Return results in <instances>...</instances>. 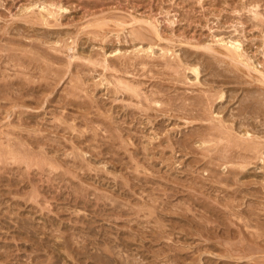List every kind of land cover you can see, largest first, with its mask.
<instances>
[{
	"label": "rangeland",
	"instance_id": "1",
	"mask_svg": "<svg viewBox=\"0 0 264 264\" xmlns=\"http://www.w3.org/2000/svg\"><path fill=\"white\" fill-rule=\"evenodd\" d=\"M262 71L264 0H0V264H264Z\"/></svg>",
	"mask_w": 264,
	"mask_h": 264
},
{
	"label": "bare ground",
	"instance_id": "2",
	"mask_svg": "<svg viewBox=\"0 0 264 264\" xmlns=\"http://www.w3.org/2000/svg\"><path fill=\"white\" fill-rule=\"evenodd\" d=\"M250 3H251V2H250ZM49 5H50V4H49ZM245 5H246V4H245ZM32 6H34V5H31V7H32ZM35 6H36V4H35ZM40 6H41V5H40ZM47 6H48V5H46V6L44 5L42 8H41V7H40V8H41L44 12H47V13L49 14V16H50V15H54V14L56 13V11H55V10L53 11V10L51 9V7H54V5H50L49 8H48ZM28 7H29V6H28ZM37 8H38V7H37ZM55 8H57L58 10H59V9H60V10L62 9L61 7H55ZM26 9H27V8H26ZM41 9H40V10H41ZM27 10H28V9H27ZM24 11H25V10H24ZM38 11H39V10H38ZM62 11H63V10H62ZM39 12H41V11H39ZM58 13H59V12H58ZM27 14H29V13H27ZM27 14H24V15H27ZM38 14H40V13H38ZM56 14H57V13H56ZM56 14H55V15H56ZM33 16H36V15L33 14ZM37 16H38V15H37ZM58 16H59V14H58ZM22 17H23V15H22ZM44 17H45V16H44ZM47 17H48V16H47ZM50 17H51V16H50ZM24 18H26V17H24ZM27 18H28V17H27ZM29 18H30V17H29ZM38 18H40V17H38ZM255 18H256V17H255ZM32 19H35V18H32ZM40 19H41V18H40ZM43 19H44V20H48V19H45V18H43ZM43 19H42V20H43ZM109 20H110V19H109ZM114 20H115V19H114ZM135 20H136V19H135ZM30 21H31V18H30ZM140 22H141V21H140ZM146 22H147V21H146ZM35 23H36V22H35ZM54 23H55V22H54ZM98 23H99V22H97V24H98ZM118 23H119V22H118ZM137 23H138V22H137ZM32 24H33V23H32ZM44 24H45V23H44ZM47 24H48V22H47ZM95 24H96V23H95ZM148 24H149V22H148ZM42 25H43V24H42ZM45 25H46V24H45ZM48 25H49V24H48ZM53 25H54V24H53ZM56 25H57V24H56ZM64 25H65V24H64ZM149 25H150V24H149ZM151 25H152V24H151ZM88 26H89V25H88ZM123 26H124V25H123ZM129 26H130V25H129ZM132 26H133V25H132ZM99 27H100V25H99ZM153 27H155V26H152V28H153ZM152 28H151V30H152ZM155 31H156V30H155ZM130 32H131V31H130ZM137 32H138V30H137ZM146 32H147V31H146ZM131 33H132V32H131ZM152 33H153V32H152ZM154 33H155V32H154ZM154 33H153V34H154ZM100 34H101V33H100ZM139 34H140V33H138V35H137V33H135V36H136V35L139 36ZM143 34H144V33L141 32V35H143ZM157 34H159V33H157ZM132 35H133V34H132ZM141 35H140V36H141ZM115 36H116V34H115ZM135 36H134V37H135ZM140 36H139L138 38L143 37V36H141V37H140ZM144 36H146V34H144ZM213 36H214V35H213ZM215 36H216V35H215ZM217 36H218V35H217ZM235 37H236V36H235ZM238 37H239V36H238ZM135 38H136V37H135ZM135 38H134V40H135ZM138 38H137L136 40H138ZM144 38H145V37H144ZM144 38H143V40H144ZM147 38H148V37H147ZM147 38H146V39H147ZM184 38H185V37H184ZM213 38H214V37H213ZM217 38H218V37H217ZM220 38H221V37H220ZM222 38H223V36H222ZM68 39H69V38H68ZM141 39H142V38H141ZM188 39H189V38H188ZM223 39H224V38H223ZM225 39H227V38H225ZM214 40H215V38H214ZM103 41H104V40H103ZM212 41H213V40H212ZM218 41H219V40H218ZM222 41H223V40H222ZM225 41H226V40H225ZM227 41H228V40H227ZM230 41H231V42H227V43H226L227 45L225 44V45H226V49H227V51H229L228 53L231 52V53H232V54H231L232 56H233V55H236L235 57H237V56L240 57V55H239L240 51H239V50H240V48H241L242 46H241V44H240L239 42H241V41H239V42H238V40H230ZM215 42H216V41H215ZM211 43H212V42H211ZM213 43H214V42H213ZM216 43H217V42H216ZM221 43H222V42H221ZM229 43H230V48L228 47V44H229ZM241 43H242V42H241ZM141 44H142V43H141ZM223 44H224V42H223ZM66 45H67V44H66ZM189 45H190V44H189ZM212 45H213V44H212ZM215 45H217V44H215ZM215 45H214V46H215ZM218 45H220L219 42H218ZM221 45H222V44H221ZM43 46H44V45H43ZM47 46H48V45H47ZM151 46H152V45H151ZM240 46H241V47H240ZM41 47H42V46H41ZM191 47H193V45H191ZM36 48H37V47H36ZM54 48H55V47H54ZM67 48H68V47H67ZM154 48H155V47H154ZM194 48H195V47H194ZM196 48H197V47H196ZM198 48H199V47H198ZM203 48H206V47H203ZM210 48H211V47H210ZM210 48H209V50H212V48H211V49H210ZM224 48H225V46H224ZM57 49H59V48H57ZM61 49H62V48H61ZM163 49H164V48H163ZM207 49H208V47H207ZM226 49H225V50H226ZM241 49H242V48H241ZM69 50H70V49H69ZM143 50H144V49H143ZM151 50H153L152 47H151ZM151 50H150V52H151ZM214 50H215V49H213V51H214ZM148 51H149V50H148ZM213 51H211V52H213ZM238 51H239V53H238ZM54 52H55V51H54ZM58 52H59V51H58ZM62 52H63V51H62ZM143 52H144V51H143ZM163 52H164V50H163ZM214 52H216V51H214ZM220 52H221V51H220ZM100 53H101V52H100ZM137 53H138V52H137ZM216 53H218V52H216ZM241 53H242V52H241ZM92 54H93V53H92ZM216 55H217V54H216ZM219 55H223V54H219ZM241 55H242L241 57L244 58L243 55H245V53H244V54H241ZM99 56H100V55H99ZM168 56H169V54H168ZM223 56L225 57V55H223ZM227 56H229V55L226 54V58H227ZM232 56H231V57H232ZM49 57H50V56H49ZM68 57H69V56H68ZM154 57H155V56H154ZM220 57H221V56H220ZM235 57L233 56L232 58H235ZM239 57H238V58H239ZM241 57H240V58H241ZM221 58H223V57H221ZM228 58H229V57H228ZM101 59H102V58H101ZM143 59H144V58H143ZM160 59H161V58H160ZM164 59H165V58H164ZM245 59H246V58H245ZM82 60H83V59H82ZM96 60H97V59H96ZM134 60H135V59H134ZM141 60H142V59H141ZM240 60H242V59H240ZM240 60H239V61H240ZM247 60H249V59H247ZM247 60H246V62H247ZM98 61H99V60H98ZM231 61H232V60H231ZM235 61H236V60H235ZM237 61H238V59H237ZM250 61H251V60H250ZM134 62H135V61H134ZM138 62H140V61H138ZM168 62H169V61H168ZM232 62H233V61H232ZM240 62H241V61H240ZM21 63H22V62H21ZM48 63H49V62H48ZM91 63H92V62H91ZM91 63H90V65H92ZM101 63H102V62H101ZM140 63H141V62H140ZM230 63H231V62H230ZM234 63H235V62H234ZM242 63H244V60H242ZM49 64H50V63H49ZM82 64H83V63H82ZM95 64H96V63H95ZM237 64H238V63H236V65H237ZM239 64H240V63H239ZM83 65H84V64H83ZM97 65H98V64H97ZM97 65H96V66H97ZM137 65H138V64H137ZM144 65H145V64H144ZM167 65H168V64H167ZM243 65L247 66L246 63L243 64ZM250 65H251V64H250ZM80 66H81V65H80ZM85 66H86V65H85ZM102 66H103V65H102ZM105 66H106V65H105ZM141 66H142V65H141ZM168 66H169V65H168ZM245 66H244V67H245ZM248 66H249V65H248ZM252 66H253V65H252ZM18 67H19V66H18ZM107 67H108V66H107ZM237 67H238V66H237ZM250 67H251V66H250ZM20 68H21V67H20ZM26 68H27V67H26ZM86 68H87V67H86ZM93 68H95V67H93ZM141 68H142V67H141ZM187 68H188V67H187ZM245 68H246V67H245ZM29 69H30V68H29ZM48 69H49V68H48ZM61 69H62V68H61ZM65 69H67V68H65ZM89 69H91V68H89ZM104 69H105V68H104ZM126 69H127V68H126ZM126 69H125V70H126ZM190 69H191L190 71L193 72V73L195 74L196 78L198 79V76H199V74H200L199 68L196 67V66H192ZM237 69H239V68H237ZM246 69L248 70V68H246ZM254 69H255V68H254ZM257 69H258V68H257ZM27 70H28V69H27ZM46 70H47V69H46ZM67 70L69 71V68H68ZM77 70H78V69H77ZM77 70H76V71H77ZM79 70H80V69H79ZM106 70H107V69H106ZM106 70H105V71H106ZM184 70H185V69H184ZM251 70H253V69H251ZM251 70H250V71H251ZM23 71H24V70H23ZM28 71H29V70H28ZM61 71H62V70H61ZM81 71H82V70H81ZM87 71H89V70H87ZM112 71H113V70H112ZM187 71H188V70H187ZM238 71H239V70H238ZM118 72H119V71H118ZM257 72H258V71H257ZM262 72H263V71H262ZM119 73H120V72H119ZM124 73H125V72H124ZM40 74H41V73H40ZM125 74H126V73H125ZM258 74H259V73H258ZM263 74H264V72H263ZM244 75H245V74H244ZM46 76H47V75H46ZM59 76H60V75H59ZM62 76H63V75H62ZM251 76H252V75H251ZM263 76H264V75H263ZM43 77H44V76H43ZM24 78H25V77H24ZM45 78H46V77H45ZM45 78H44V79H45ZM47 78H48V77H47ZM61 78H62V77H61ZM196 78H195V79H196ZM248 78H249V77H248ZM262 78H263V77H262ZM26 79H27V77H26ZM251 79H252V78H251ZM263 79H264V78H263ZM46 80H47V79H46ZM46 80H45V81H46ZM110 80H111V79H110ZM7 81H8V80H7ZM10 81H11V80H10ZM258 81H259V80H258ZM8 82H9V81H8ZM8 82H7V83H8ZM118 82H119V85L123 88V93H124V90H125V92H128V93L130 92L132 95H136V96L140 93V92L138 93L139 88L137 87L138 90L135 88V86H134L135 84L133 85V84H130L129 82L126 83L127 81H120V80H119ZM260 82H261V84H263V83H262L263 81H259V83H260ZM252 83H253V82H252ZM2 84H3V82H2ZM5 84H6V82H5ZM138 84H139V83H138ZM22 85H23V84H22ZM263 85H264V84H263ZM56 86H57V85H56ZM56 86H54V87H56ZM113 86H114V85H113ZM113 86H112V87H113ZM8 87H9V85H8ZM116 87H117V86H116ZM4 88H5V87H4ZM27 88H28V87H27ZM5 89H6V88H5ZM23 89H24V88H23ZM27 90H28V89H27ZM75 90H76V89H75ZM49 91H50V90H49ZM121 91H122V90H121ZM141 91H142V90H141ZM110 92H111V91H110ZM119 92H120V91H119ZM261 92H262V91H261ZM22 93H23V92H22ZM141 93H142V92H141ZM259 93H260V92H259ZM113 94H114V93H113ZM223 94H224V93L221 92V94H219V95L217 96V99H219V98L222 99V98H223ZM256 94H257V93H256ZM260 94H261V93H260ZM3 95H4V94H3ZM19 95H20V94H19ZM19 95H18V96H19ZM21 95H22V94H21ZM21 95H20V96H21ZM146 95H147V94H146ZM175 95H176V94H175ZM15 96H16V95H15ZM138 96H139V95H138ZM138 96H137V98H138ZM169 96H170V95H169ZM206 96H207V95H206ZM206 96H205V97H206ZM5 97H7V96L5 95ZM43 97H44V95H43ZM130 97H131V96H130ZM134 97H135V96H134ZM139 97H141V96H139ZM142 97H143V96H142ZM145 97H146V96H145ZM209 97H210V96H209ZM212 97H213V96H212ZM3 98H4V97H3ZM9 98H10V97H9ZM19 98H20V97H19ZM22 98H23V97H22ZM39 98H40V97H39ZM175 98H176V97H175ZM198 98H199V97H197V99H198ZM213 98H214V97H213ZM152 99H153V98H152ZM11 100H12V99H11ZM176 100H177V99H176ZM209 100H210V99H209ZM212 100L215 101V99H212ZM212 100H210V101H212ZM25 101H27V100H25ZM25 101H24V102H25ZM44 101H45V100H44ZM150 101H151V99H150ZM203 101H204V100H203ZM206 101H207V100H206ZM214 101H212V102H213V103H216V102H214ZM219 101H220V100H219ZM221 101H222V100H221ZM14 102H15V101H14ZM35 102H36V101H35ZM48 102H50V101H48ZM174 102H175V101H174ZM22 103H23V102H22ZM155 103H156V102H155ZM158 103H159V102H158ZM187 103H189V102H187ZM195 103L198 104V102H195ZM201 103H202V102H201ZM206 103L208 104L209 101L206 102ZM213 103H212V104L209 103V104H211L212 107H213ZM253 103H254V102H253ZM167 104H168V103H167ZM167 104H166V106H167ZM178 104L180 105L181 103H178ZM199 104H200V103H199ZM172 105H173V104H172ZM188 105H189V104H187V106H188ZM194 105H196V104H194ZM214 105H215V104H214ZM220 105H221V104H220ZM220 105H219V106H220ZM181 106H182V105H181ZM183 106H184V105H183ZM189 106H190V105H189ZM189 106H188V107H189ZM206 106H207V107H206L207 109H208V108L210 109V107H208V105H206ZM222 106H224V105H222ZM91 107H92V106H91ZM167 107H168V106H167ZM192 107H193V106H192ZM192 107H189V108H191V110H194V108L192 109ZM197 107L199 108V106H196V108H197ZM214 107H215V106H214ZM246 107H247V106H246ZM17 108H18V107H17ZM156 108H157V107H156ZM175 108H176V107H175ZM182 108H184V107H182ZM200 108H203V106L200 107ZM206 108H205V110H206ZM218 108H219V107H218ZM223 108H224V107H223ZM243 108H244V107H243ZM249 108H250V107H249ZM1 109H2V108H1ZM15 109H16V108H14L13 110H15ZM97 109H98V107H97ZM180 109H181V108H180ZM184 109L186 110V108H184ZM211 109H212V108H211ZM23 110H24V109H23ZM26 110H27V109H26ZM172 110H173V109H172ZM172 110H171V111H172ZM177 110H178V109H177ZM185 110H184V111H185ZM198 110H199V109H197V111H198ZM214 110H215V109H214ZM216 110H218V109H216ZM225 110H226V109H225ZM243 110H244V109H243ZM10 111H11V110H10ZM10 111H9V112H10ZM96 111H97V110H96ZM98 111H99V110H98ZM174 111H175V109H174ZM189 111H190V110H189ZM218 111H219V110H218ZM223 111H224V110H223ZM226 111H227V110H226ZM228 111H229V110H228ZM240 111H241V110H240ZM245 111H246V110H245ZM18 112H19V111H18ZM180 112H181V111H180ZM194 112H195V110L193 111V113H194ZM199 112H200V111H199ZM202 112H203V111H202ZM209 112H211V110H209ZM10 113H13V112H10ZM15 113H16V112H15ZM21 113H22V112H21ZM177 113H178V112H177ZM189 113H190V112H189ZM193 113H191V114H193ZM203 113H204V112H203ZM206 113H208V111H207ZM206 113L203 114V116L206 115ZM245 113H246V112H245ZM249 113H250V112H249ZM253 113H254V112H253ZM8 114H9V113H8ZM22 114H23V113H22ZM101 114H102V113H101ZM178 114H179V113H178ZM197 114H199V113H197ZM210 114H212V113H210ZM210 114H209V116H211ZM222 114H223V113H222ZM19 115H20V114H19ZM183 115H186V116H187L188 113H187V114H184V113H183ZM201 115H202V114H201ZM201 115H199V116H201ZM241 115H242V114H241ZM7 116H8V115H7ZM194 116H195V115H194ZM196 116H197V115H196ZM203 116H202V117H203ZM223 116H224V115H223ZM243 116H244V115H243ZM243 116H242V117H243ZM17 117H18V116H17ZM154 117H155V116H154ZM187 117H189V116H187ZM239 117H241V116L239 115ZM21 118H22V117H21ZM98 118H99V117H98ZM189 118H191V117H189ZM195 118H196V117H195ZM212 118H213V116H212ZM215 118H216V117H215ZM219 118H220V117H219ZM221 118H222V117H221ZM221 118H220V120H221ZM230 118H231V117H230ZM244 118H245V117H244ZM246 118H247V117H246ZM24 119H25V118H24ZM191 119H192V118H191ZM206 119H207V118H205V120H206ZM208 119H209V118H208ZM216 119H217V118H216ZM216 119H215V120H216ZM247 119H248V118H247ZM7 120H8V119H7ZM12 120H13V119H12ZM28 120H29V119H28ZM209 120H211V118H210ZM234 120H235V119H234ZM243 120H246V119H241V121H243ZM19 121H20V120H19ZM21 121H22V120H21ZM203 121H204V119H203ZM223 121L225 122V120H223ZM223 121H221V125L224 123ZM241 121H240V122H241ZM22 122H24V121H22ZM213 122H214V121H212V123H213ZM222 122H223V123H222ZM233 122H234V121H233ZM12 123H13V121H12ZM25 123H26V122H25ZM27 123H28V122H27ZM27 123H26V124H27ZM190 123H192V122H190ZM218 123H219V122H216V125H215V123L213 124V125H215V126H213V129H214V127H215V129H216V126L218 125ZM225 123H226V122H225ZM234 123H235V122H234ZM234 123H232V124H234ZM20 124H21V123H20ZM26 124H25V125H26ZM210 124H211V121H210ZM240 124H241V123H239V126L242 125V124H241V125H240ZM22 125H23V124H22ZM67 125H68V124H67ZM104 125H105V124H104ZM107 125H108V123H107ZM107 125H105V126H107ZM204 125H205V124H204ZM211 125H212V124H211ZM211 125H210V126H211ZM223 125H224V124H223ZM243 125H244V124H243ZM243 125H242V126H243ZM245 125H246V124H245ZM245 125H244V126H245ZM36 126H37V125H36ZM117 126H118V125H117ZM194 126H195V125H194ZM198 126H199V125H198ZM198 126H196V127H198ZM218 126H219V125H218ZM218 126H217L218 129H222V127L219 128L220 126H219V127H218ZM225 126H226V125H225ZM230 126H231V125H230ZM233 126H234V125H233ZM59 127H60V126H59ZM63 127H64V126H63ZM65 127H66V126H65ZM107 127H108V126H107ZM228 127H229V125H228ZM11 128H12V127H11ZM209 128H210V127H209ZM232 128H233V127H232ZM232 128H231V131H232ZM238 128H239V127H237V129H238ZM107 129H108V128H107ZM193 129H194V128H193ZM198 129H199V128H198ZM198 129L196 128V130H198ZM204 129H205V128H204ZM218 129L216 130L217 132H218ZM223 129H224V127H223ZM223 129L221 130V136L219 135L220 138L217 137V136H213V135H212V136H211V135H208V136H210V137H212V138L208 137L207 135H206V136L203 135L202 138H201L202 141H200L201 143H203V145L200 146V147H206V146H204V144H206V143H207V144H208V143H214L213 145H216V148H219V144H220V143H218V142H219L220 140H225V141H226V146H225V147H228L229 149L238 148V149H240V151H244V152L246 153V154H245L246 156H245L244 154H243V155H242V154L239 155V152H240V151H239V152L237 153V157H238V155H239L238 158H240V156H241V157L244 156L243 158H247V159L249 158V160H250L251 155H250V157H248V156H249V155L247 156L248 153H253V155H255V154H256V153H255L256 151H257V152L261 151L260 149H261L262 147L260 148V146H262V145H260V142H257L256 140H253V139H254L253 137H252L253 139L250 138V137L252 136V134L249 135V132H250V131L246 133V134H248V137H249V138L247 137V135H245L247 138H245L244 136H243V138H242V137H240V135H238V134H237L238 136H237V135H236V136H235V135L233 136V132H234V130H233V132H231V133H232V134H231V133H230V130H229V132H228V131H224L225 129H224V130H223ZM55 130H56V129H55ZM64 130H65V129H64ZM196 130H195V131H196ZM226 130H228V129H226ZM14 131H15V130H14ZM27 131H28V130H27ZM112 131H113V128H112ZM114 131H115V130H114ZM116 131H117V130H116ZM192 131H193V130H192ZM201 131H202V130H201ZM203 131H204V130H203ZM211 131H212V130H210V132H211ZM214 131H215V130H214ZM35 132H36V131H35ZM197 132H198V131H197ZM197 132H196V136H198V135H197ZM208 132H209V131H208ZM210 132H209V133H210ZM254 132H255V131H254ZM256 132H257V131H256ZM2 133H4V132H2ZM9 133H10V131H9ZM12 133H13V132H12ZM25 133H26V132H25ZM206 133H207V132H206ZM235 133H236V132H235ZM251 133H252V132H251ZM259 133H260V132H259ZM4 134H5V133H4ZM28 134H29V133H28ZM30 134H31V133H30ZM119 134H120V133H119ZM119 134H118V135H119ZM204 134H205V133H204ZM207 134H208V133H207ZM213 134H214V133H213ZM217 134H218V133H217ZM217 134H214V135H217ZM6 135H8V134L6 133ZM8 136H10V135H8ZM11 136H12V135H11ZM13 136H14V135H13ZM199 136H200V135H199ZM40 137H43V136L41 135ZM112 137H114V135H113ZM112 137H111V138H112ZM118 137H119V136H118ZM116 138H117V137H116ZM198 138H199V137H198ZM6 139H7V138H6ZM21 139H22V138H21ZM25 139H26V138H25ZM25 139H24V140H25ZM30 139H32V138L30 137ZM47 139H48V138H47ZM196 139H197V138H196ZM36 140H37V138H36ZM56 140H57V139H56ZM77 140H78V139H77ZM192 140H193V139H192ZM10 141H11V140H10ZM26 141H27V140H26ZM32 141H33V139L30 140L31 143H32ZM45 141H46V140H45ZM194 141H195V139H194ZM194 141H193V142H194ZM198 141H199V140H198ZM8 142H9V141H8ZM22 142H23L22 144H26L24 141H22ZM28 142H29V141H27V143H28ZM35 142H36V141H35ZM60 142H61V141H60ZM177 142H178V141H177ZM263 142H264V141H263ZM12 143H13V142H12ZM187 143H188V142H187ZM187 143H186V144H187ZM194 143H195V142H194ZM261 143H262V142H261ZM10 144H11V143H10ZM37 144H39V143L37 142ZM50 144H52V143H50ZM192 144H193V143H192ZM192 144H190V146H191ZM195 144L197 145L198 143H195ZM195 144H194V145H195ZM230 144H231V145H230ZM7 145H9V143H8ZM11 145H12V144H11ZM33 145H34V144H33ZM9 146H10V145H9ZM12 146H13V145H12ZM17 146H18V145H17ZM24 146H26V145H24ZM44 146H45V145H44ZM177 146H178V145H177ZM172 147H174V146H172ZM179 147H180V146H179ZM197 147H198V146H197ZM225 147H224L223 149H225ZM6 148H7V147H6ZM10 148H11V146H10ZM46 148H48V147H46ZM184 148H185V147H184ZM184 148H183V149L181 148V149L184 150ZM213 148H214V147H213ZM216 148H215V149H216ZM228 148H227V149H228ZM11 149H12V148H11ZM11 149H10V151H9V148L7 149V150L9 151V153H7V157H8V155H11V157H12L13 160H18V157H17V156L20 155L21 152H19V154L16 156L17 153L14 154V153L16 152V151H14L15 149H14V148H13L12 150H11ZM40 149H41V148H40ZM43 149H44V148H43ZM61 149H62V148H61ZM172 149H173V148H172ZM191 149H192V148H191ZM193 149H194V148H193ZM201 149H202V148H201ZM215 149H213V150L215 151ZM223 149H222V150H223ZM238 149H237V150H238ZM7 150H6V151H7ZM188 150H189V149H188ZM209 150L213 151L212 148L209 149L208 146L202 150V151H204V153H206L205 156L208 155V152H209V153L211 152V151H209ZM222 150H221V151H222ZM2 151H3V150H2ZM25 151H26V150H25ZM61 151H62V150H61ZM22 152H23V151H22ZM41 152H43V150H41ZM186 152H187V151H186ZM191 152H192V151H191ZM194 152H195V151H194ZM215 152H216V151H215ZM227 152L230 153V150L227 151ZM200 153H201V152H200ZM224 153H225V152H224ZM228 153H225V154H223V155L225 156V155L228 154ZM231 153H232V152H231ZM231 153H230V154H231ZM28 154H30V152H29ZM210 154H212V153H210ZM230 154H229V155H230ZM257 154H259V153H257ZM257 154H256V157H258ZM261 154H262V153H261ZM3 155H4V154H3ZM3 155H2V156H3ZM26 155H27V153H26ZM32 155H33V154H32ZM32 155H31V156H32ZM35 155H36V154H35ZM35 155H34V157H35ZM37 155H38V154H37ZM74 155H76V154H73V156H74ZM235 155H236V154H235ZM253 155H252V157H253ZM259 155H260V154H259ZM0 156H1V155H0ZM2 156H1V159H2V158H5V156H3V157H2ZM24 156H25V155H23V157H24ZM31 156H30V157H31ZM38 156H39V155H38ZM205 156H204V157H205ZM233 156H234V155H233ZM233 156H231V155H230V156H227V157H226L227 159L224 160V161H222V164H220V166L222 167V166H224L225 164H228L229 162H232V161H233L232 159H235V157L233 158ZM7 157H6V158H7ZM21 157H22V156H21ZM26 157H27V156H25V158H26ZM32 157H33V156H32ZM34 157H33V160H30V161H29V162H30V163H29V164H30V167H31V166H34V165L38 166V165H39V162H42V159H39L40 161H35V160H34ZM41 157H42V156H41ZM77 157H78V156H77ZM230 157H231V158H230ZM237 157H236V158H237ZM252 157H251V158H252ZM205 158H206V157H205ZM207 158H208V157H207ZM238 158H237V159H238ZM253 158H255V157H253ZM259 158H260V157H259ZM262 158H263V157H262ZM1 159H0V160H1ZM29 159H30V158H29V156H28V160H29ZM215 159H216V158H215ZM256 159H257V158H256ZM19 160H20V159H19ZM19 160H18V161H19ZM22 160H23V158H22ZM26 160H27V159H26ZM28 160H27V161H28ZM210 160L212 161V158H211ZM216 160H217V159H216ZM220 160H221V159H220ZM222 160H223V159H222ZM240 160H241V159H240ZM249 160H248V161H249ZM18 161H17V162H18ZM20 161H21V160H20ZM213 161H214V159H213ZM213 161L211 162L210 165H212ZM217 161H219V160H217ZM241 161H242V160H241ZM244 161H245V160H244ZM244 161H243V162H244ZM1 162H3V161H1ZM4 162H5V161H4ZM207 162H208V161H207ZM219 162H220V161H219ZM219 162H218V164H219ZM250 162H251V161H250ZM216 163H217V162H216ZM16 164H17V163H16ZM218 164H216V165L219 166ZM26 165H27V164H26ZM20 166H21V165H20ZM207 166H208V165H207ZM214 166H215V164H214ZM38 167H40V166H38ZM205 167H206V166H205ZM229 167H230V166H229ZM207 168H208V167H207ZM214 168H215V167H214ZM218 168H219V167H218ZM208 169H210V168H208ZM208 169H207V170H208ZM7 170H8V169H7ZM9 170H10V169H9ZM29 170H30V169H29ZM215 171H216V170H215ZM215 171H213V169H212V170H211L212 174L217 173L219 170H218L217 172H215ZM227 171L230 173L229 175H232V176H233V173H236L235 170H233V169H232V170H229V169H228ZM214 172H215V173H214ZM231 173H232V174H231ZM237 173H238V172H237ZM240 174H241V173H240ZM242 174H243V173H242ZM226 175H228V174H226ZM234 176H235V175H234ZM236 176L238 177V174H237ZM239 176H240V175H239ZM238 178H239V177H238ZM220 179H221V177H220ZM225 179H226V178H225ZM234 180H235V179H234ZM236 180H237V179H236ZM221 181H222V180H221ZM190 183H191V182H190ZM192 183H193V182H192ZM192 183H191V185H192ZM219 183H220V182H219ZM193 184L196 185L195 183H193ZM192 186H193V185H192ZM196 186H197V185H196ZM202 186H203V185H202ZM203 187H206V186H203ZM238 189H239V188H238ZM182 190H183V189H182ZM237 192H241V191H240V190H236L235 193H237ZM201 193H202V192H201ZM230 196H231V195H230ZM227 197H228V196H227ZM161 204H162V203H161ZM167 204H168V203H167ZM158 205H159V204H158ZM230 205H231V204H230ZM230 205H229V206H230ZM232 205H233V204H232ZM153 206H154V205H153ZM161 207H162V206H161ZM207 207H208V206H207ZM212 207H213V206H212ZM231 207H232V206H231ZM221 208H222V207H221ZM251 208H252V205H251ZM157 209H158V208H157ZM185 209H186V208H185ZM209 209H210V208H209ZM213 209H214V208H213ZM215 210H218V209H215ZM236 210H237V209H236ZM250 210H252V209H250ZM151 211H152V210H151ZM161 211H162V210H161ZM212 211H214V210H212ZM214 212H215V211H214ZM224 212H225V211H224ZM224 212H223V213H224ZM170 213H171V212H170ZM229 213H230V212H229ZM254 213H255L254 211H253V212H250V215L252 216ZM219 214H221V213H219ZM234 214H235V213H234ZM222 215H225V214H222ZM231 215H232V214H231ZM260 215H261V214H260ZM154 216H155V215H154ZM225 216H226V215H225ZM235 216H236V215H235ZM239 217H242V216H239ZM258 217H259V216H258ZM261 217H262V216H261ZM153 219H154V218H153ZM237 219H238V218H237ZM241 219H242V218H241ZM147 223H149V222H147ZM150 224H151V223H150ZM198 224H200V223H198ZM201 224H202V223H201ZM206 224H207V223H206ZM228 224H229V223H228ZM228 224H227V225H228ZM202 225H203V224H202ZM227 225H226V226H227ZM162 226H164V225H162ZM226 226H225V227H226ZM219 227H220V226H219ZM223 227H224V226H223ZM160 228H161V227H160ZM162 229H163V228H162ZM164 229H165V228H164ZM200 229H201V228H200ZM204 229H205V228H204ZM206 229H207V227H206ZM225 229H226V228H225ZM228 229H229V228H228ZM201 230H202V229H201ZM205 231L208 232L209 230L207 229V230H205ZM257 233H258V232H257ZM251 234H252V233H251ZM253 234H254V233H253ZM259 234H260V233H259ZM156 235H157V234H156ZM254 235H255V234H254ZM254 235H253V236H254ZM158 236H159V235H158ZM257 237H258V236H257ZM259 237H260V235H259ZM153 238H154V237H153ZM160 238H161V236H160ZM255 238H256V237H255ZM154 239H155V238H154ZM257 246H258V245H257ZM166 247H167V246H166ZM247 247H248V246H247ZM251 247H252V246H251ZM232 248H233V247H232ZM248 248H249V250H250V249H252L253 247H252V248L248 247ZM218 250H219V249H218ZM230 250H231V248H230ZM253 251H254V250H252V252H253ZM158 252H159V251H158ZM158 252H157V253H158ZM231 252H232V250H231ZM237 252H238V251H237ZM237 252H236V253H237ZM249 252H250V251H249ZM252 252H251V253H252ZM229 253H230V252H229ZM108 254H109V253H108ZM239 254H241V253H239ZM111 255H112V254H111ZM163 257H164V256H163ZM100 258H101V257H100ZM105 258H106V257H105ZM107 258H108V257H107ZM107 260H108V259H107ZM110 260H111V259H110ZM158 260H160V259H158ZM161 260H162V259H161ZM163 260H164V258H163ZM97 261H98V260H97ZM209 261H210V260H209ZM106 262H107V261H106ZM167 263H168V262H167ZM103 264H104V263H103ZM107 264H108V263H107ZM121 264H122V263H121Z\"/></svg>",
	"mask_w": 264,
	"mask_h": 264
}]
</instances>
